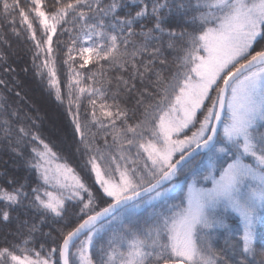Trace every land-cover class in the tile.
Wrapping results in <instances>:
<instances>
[{
	"label": "snow or ice",
	"instance_id": "obj_1",
	"mask_svg": "<svg viewBox=\"0 0 264 264\" xmlns=\"http://www.w3.org/2000/svg\"><path fill=\"white\" fill-rule=\"evenodd\" d=\"M0 21L82 161L0 93V153L28 173L0 172V264H264V0H0Z\"/></svg>",
	"mask_w": 264,
	"mask_h": 264
},
{
	"label": "trees",
	"instance_id": "obj_2",
	"mask_svg": "<svg viewBox=\"0 0 264 264\" xmlns=\"http://www.w3.org/2000/svg\"><path fill=\"white\" fill-rule=\"evenodd\" d=\"M16 27L23 31L19 20H17ZM0 31L3 32L10 43V47L3 46V51L7 52V63L15 69L14 73H4L2 70L3 65L0 64V78H5L9 83V88L12 89V91H7L0 86V93L6 95L9 98V102L13 103L15 99L13 95L14 91L21 90L22 93L26 95L28 100L26 107L31 109L30 115L37 118L43 137L47 141H50L54 146V150L67 159L74 167H76L77 171L80 172L82 168V161L78 154H75V148L72 147L73 126L71 124V118L67 115L66 104H61L57 101L54 94H51L47 84L42 82L39 76L35 75L32 65V42L24 39L23 36L16 37L12 34L6 21H0ZM61 39L66 40L67 38L61 37ZM61 47H63V45H61ZM61 67L63 69L61 72V80L63 82L66 79L65 73L67 72V68L66 66ZM17 85H19V88H17ZM46 107H48L51 112L57 116L60 134L63 137V141H60L59 137L49 132V129L47 128L48 123L44 116ZM5 170H7L9 174H17L19 176L28 174L23 166V161L18 159L13 161L8 155L0 153V172H4ZM3 183L4 181L0 180V184ZM229 224L232 228L233 234H236L238 230H240V224L237 218L231 216L229 218ZM9 227L15 228V225L13 224ZM4 230V226L0 225V234H2ZM48 230V227L44 228L45 232ZM235 239L238 240L239 235H236ZM214 243L217 246H222L224 244L223 235L218 237ZM253 246L257 250L264 249V221H258L257 223ZM259 260L260 257H257V264H259Z\"/></svg>",
	"mask_w": 264,
	"mask_h": 264
},
{
	"label": "rangeland",
	"instance_id": "obj_3",
	"mask_svg": "<svg viewBox=\"0 0 264 264\" xmlns=\"http://www.w3.org/2000/svg\"><path fill=\"white\" fill-rule=\"evenodd\" d=\"M36 98V97H35ZM45 119L47 121V128L49 129V132L51 134H54L56 135L57 137H59V140L60 141H63V137L62 135L60 134V129H59V125H58V119H57V116H55V114L53 112H51V110L46 107L45 108ZM241 234H242V231H241Z\"/></svg>",
	"mask_w": 264,
	"mask_h": 264
}]
</instances>
